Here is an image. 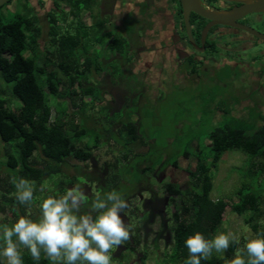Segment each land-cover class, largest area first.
Masks as SVG:
<instances>
[{"label": "trees", "instance_id": "trees-1", "mask_svg": "<svg viewBox=\"0 0 264 264\" xmlns=\"http://www.w3.org/2000/svg\"><path fill=\"white\" fill-rule=\"evenodd\" d=\"M25 1L31 3V0ZM37 1L41 6L44 5V0ZM100 1L53 0L54 10L52 8L47 15L46 38H43L40 18L33 11L30 15L15 13L8 18L0 12V215L6 216L0 221V226H10L20 216L36 218L39 215V200L49 195L59 196L74 186H79L81 191L86 185L90 188L96 186V193L101 194L110 191L111 159L100 164L95 151L107 146L114 153L118 148L119 155H122V148L128 147L131 153L133 148L130 146L138 144L139 121H133L129 117L124 122H106V128H100L96 116L89 112L92 109L97 111L96 104L101 99V92L95 88L92 80L95 72L107 70L114 79V76L117 78V75H123L114 58L119 54L124 55L128 62L132 60L131 55L126 54L129 48L127 40L117 31L108 29L109 14L108 18H100L93 9ZM58 13L62 14L60 19ZM85 14L94 21L91 27L97 26L101 37V42H96L99 48L94 50V63L89 58L85 61L79 50L82 35L84 39L90 38L89 32L85 33L83 28L82 18ZM193 17L200 18L193 14L191 21ZM179 18L183 22L182 12L179 13ZM204 24L203 21L199 30ZM61 25L74 29V35L65 34ZM179 34L181 39H187L185 31ZM219 50L218 40L207 41L206 51ZM186 60L191 66L189 74L200 71L192 63L191 57ZM107 71L105 80L109 82ZM239 76L240 74L236 78L239 79ZM130 79H134L136 85L139 84L137 88L142 86L135 74ZM222 82L217 80L218 84ZM109 86L110 84L107 88ZM109 93L106 91L103 94L104 101V96ZM89 96L92 97L89 102L92 106L86 101ZM255 97H260L261 110L257 106L237 108L240 100L237 95L229 100L233 103L224 108L219 103L224 100L227 102L229 98L221 94L217 97L215 94L213 100H221L215 107V117L221 120L218 121L219 124L202 137V144L198 145L195 153L185 151L175 157L174 161H164V164L177 168L180 157L190 159L194 156L196 163L185 190L176 183L165 182L161 190L166 196L153 191L151 199L144 205L146 210L151 208L150 219L139 228L135 244L142 245L144 239L151 235H154L156 243L164 239L171 250L166 249L163 253L164 260L157 261V264H185L188 257L184 246L186 236L200 231L211 238L219 232L228 206L240 216L249 214L245 220L254 235L258 230H264V91L262 94L260 91H253L252 98ZM106 106L109 110L111 103L107 102ZM250 109H253L251 116ZM85 111L88 117L84 115ZM115 128L126 135L125 138L121 137L122 142H114V138L109 135ZM234 150L249 156L248 162L238 168L239 185L232 197L214 199L211 193L215 173L224 154ZM130 155L124 153V159L128 161ZM160 163L161 159L156 165L150 166L154 169ZM71 169L73 172L69 173ZM18 177L26 178L34 184L36 200L31 206H21L15 199L12 180ZM54 177H58L55 182ZM81 178L86 182H80ZM47 179H51L52 184L45 189ZM124 192L129 205V194L126 190ZM94 196L85 195V198L89 200ZM168 197L167 209L172 205L175 208L169 219L164 218L163 212L155 214L152 209L154 206H161L163 211ZM88 210L85 205L81 208L82 212ZM127 211L125 209L124 213ZM9 214L11 218H8ZM157 215L161 216V222L156 232L152 225ZM168 220H171L169 226ZM127 221L126 224L130 225L129 217ZM242 244L230 245L221 255L213 252L201 264H228ZM131 248L134 251L137 249ZM126 249L122 244L119 251ZM21 253L24 264H37L25 249H21ZM148 257V251L140 253L137 264H145ZM39 264L52 262L41 253Z\"/></svg>", "mask_w": 264, "mask_h": 264}, {"label": "rangeland", "instance_id": "rangeland-1", "mask_svg": "<svg viewBox=\"0 0 264 264\" xmlns=\"http://www.w3.org/2000/svg\"><path fill=\"white\" fill-rule=\"evenodd\" d=\"M52 6L53 0H44L43 6H40L37 0H31V3H27L25 0H10L1 8L0 12L8 18L15 13L30 15L33 11V13L38 15L40 18V25L43 28V38H46L48 32L46 14L50 11ZM93 9L99 14L100 18H108V15L101 13L98 5H94ZM66 10H68V8H66ZM166 12H168V10ZM57 16L60 19L62 14L60 15V13H58ZM89 18V15H83L82 22H84V32H89L90 38L88 37V39H84V36L82 35L79 47L81 54L84 55L85 61L88 58L93 59V55L96 54V51L94 50L97 46H99L96 42H101L100 33L97 32L98 27H91L94 21ZM246 22L255 30L264 33V15H249ZM61 27L65 34L74 35V29H70L65 25H61ZM214 39L217 40L218 38L216 37ZM241 45L238 42L232 44V46L240 48L238 51H233V53H231V56L234 57L233 59H241L244 60L245 63H249L253 73H255L256 70L258 71V69L263 70L264 42H258L257 45L244 50L241 49ZM154 49L155 47H152V50ZM228 53L229 52L224 51L223 49L217 52L207 51L203 54L195 53L196 55H204L207 58H213L218 61V63L212 61V63L210 62L208 64V68L214 71L213 76H211L209 70L206 72V75L209 76L206 77L205 82L202 79H198L196 76L190 77L188 79L189 83H191L190 85H185L181 82L176 83L175 81L171 83V79L173 78L170 77L167 78L165 86H163V84L161 85L160 76L157 73H153V71L150 72L147 68H145L147 61L144 59V56H141L137 59L136 70L138 72H144L145 74L144 76L139 74V78L146 82V89L149 90L147 91L149 98L145 96L143 97V95L136 96L134 98L130 96L129 98H126V101L124 105L121 106L120 110H118V107H120L121 103H114L113 107L111 106L108 110L106 104L111 100V95H105V101L103 100V94L106 91L110 92L109 89H111L112 84L115 83L117 78L114 76V79H112L110 75L111 72H108L107 70L106 71L108 72V76L110 78H107L109 82H106L105 80L106 71L95 72V77H92L95 88L101 92V99L96 104L97 111L92 109L91 111L89 110V112L96 116L95 118L100 128H106V122H124L129 117L133 119V121H139L140 124L138 144H136V146L135 144L130 146L133 148V151L130 153L128 147L126 149L122 148L123 154H131L128 161L124 159L123 154L119 155L118 148L115 153L109 151L107 146L95 151V155L97 156L96 158L100 164H102L105 160L111 159L112 168L110 167L111 178L109 184L112 189L110 191L116 190L125 196L126 193L124 191L126 190L129 194L128 201L131 202L128 205V211L126 212L131 222L129 225L130 236L129 239L123 243L127 249L122 251H119L120 247L112 249L111 264H127V261L129 264H137L139 263L140 253L145 254L147 251L149 257L145 264H157V261L159 262L164 260L163 253L165 250H171L170 246H167L164 240L159 241V243L154 242V235H151L146 240L144 239L142 245L140 246L135 244L139 237V228H142L143 222L150 219L149 213L144 210V204L147 200L151 199L153 191H158L160 196H166V193L161 190L162 185L165 182L176 183L182 190H185L188 187L187 183L190 179V173L194 171L196 163L194 156L190 159L180 157L179 166L177 168L166 165L167 163L164 164V161L167 159L174 161L175 157L185 151L195 153L198 150V145L202 144V137L218 125V121H221L219 118L215 117L216 104L221 101L218 100V102H216L213 100L215 94L217 97L221 94L224 96L227 95L230 98L236 95L233 91V81H228L230 77L234 79V82L237 81V83L240 84L236 78L237 75L240 74L238 70L234 76L233 70L225 67L222 71L218 70L217 73H215L218 69L217 65L219 66L223 60H221V58H225L226 56L229 57ZM152 54H154V52H152ZM152 54L150 55L154 58L150 59L152 67L159 66L160 62L157 58H155L158 57V55L154 54V57ZM181 60L183 61L184 58H181ZM146 69L149 71L148 73L146 72ZM221 72L222 74L220 75ZM179 75L180 73L178 76ZM256 76L259 77L258 75ZM223 77L224 80H221ZM199 80H201L202 83H200ZM217 80H219V82H224L222 84H218ZM177 81L179 82V78ZM108 84H110V88H107ZM111 93L118 94V91L117 89H112ZM243 95L244 92H242V96ZM239 96L241 97V94H239ZM229 100L230 99H227V102L225 100L221 101V104L219 103V105L226 108L228 105L233 103V101ZM86 101H88L89 106H92V104H89V102L92 101L91 96L87 97ZM242 104L246 103L239 104L237 108L240 109ZM55 112V109H53L54 114ZM252 112L253 109L251 110V113ZM84 115L88 117L87 111L84 112ZM109 135L112 136L114 138V142L116 141L117 143L122 142L121 137H126L124 133L121 134V132H119L118 128L109 132ZM112 145H114V143ZM112 145L110 146L111 148L114 147ZM114 154H116L115 157L113 156ZM160 159L162 160V163L153 169L151 166L153 164L156 165ZM248 159L249 156L247 154L238 150L228 151L224 154L213 180L214 189L211 193L212 198H230L233 196V191L239 185L240 180L238 168L244 166L248 162ZM71 172H73L72 169L69 173ZM50 180L51 179L46 180L45 183L47 186L45 185V189L50 187L52 184H50ZM53 180V182L57 181L58 177H54ZM80 182L85 183L86 181L84 178H81ZM95 188L91 189V191H93V195H95L97 191ZM88 192L89 189L85 187L83 189V193ZM91 200L92 198L87 201L90 203ZM85 207H87V204ZM174 210V206H170L166 210L167 213L164 218H171V214ZM248 215L249 214L240 216L232 212L231 208L228 206L224 215L223 224L219 231L241 234L240 243L242 244L244 241V235H254L250 225L246 223L245 220ZM4 217L6 216L1 214L0 221L4 219ZM8 218H11L10 214L8 215ZM123 219L126 223L127 219ZM159 223V220H157L156 224L154 223L152 225V228L156 232L160 227ZM167 224L168 226L171 225V220H168ZM246 226L251 229L250 233H243V229ZM243 244L239 247V249L243 247ZM131 247H137L136 251H134ZM219 254L221 255L222 253Z\"/></svg>", "mask_w": 264, "mask_h": 264}, {"label": "clouds", "instance_id": "clouds-1", "mask_svg": "<svg viewBox=\"0 0 264 264\" xmlns=\"http://www.w3.org/2000/svg\"><path fill=\"white\" fill-rule=\"evenodd\" d=\"M15 199L21 206L36 200L30 180L13 178ZM43 191V189H41ZM88 211L82 212L83 205ZM128 203L116 190L96 193L89 203L79 186L59 196L39 200V215L18 217L10 226H0V264H24L25 249L39 264L41 253L52 264H111V250L120 247L130 236V226L122 218ZM251 229L244 227L243 233ZM243 247L228 264H264V230L244 235ZM241 234L219 231L207 238L200 231L187 235L185 264H201L213 252L223 253L230 245H238Z\"/></svg>", "mask_w": 264, "mask_h": 264}, {"label": "flooded vegetation", "instance_id": "flooded-vegetation-1", "mask_svg": "<svg viewBox=\"0 0 264 264\" xmlns=\"http://www.w3.org/2000/svg\"><path fill=\"white\" fill-rule=\"evenodd\" d=\"M202 2L206 8L216 11L231 10L235 7L241 6V3L230 2L226 0H215L214 2L211 0H202ZM179 3L182 8H180ZM98 6L100 7L102 14H109L110 22L107 23L108 29L111 31H117L129 43V48L126 54H128V56L131 55L132 58L131 62H128L124 55L118 54L114 58V60L120 65L124 76L117 75L116 83L112 84L111 89H109V96L111 95V100L109 102L111 103L112 107L114 103H121L120 107H118V110H120L121 106L124 105L126 98H129L130 96L133 98L140 95H143V97H148L147 91L149 90L146 89V82L139 78V74L142 76L145 74L144 72H138L136 70L137 59H139L141 56H144V59L147 61L145 68H147L150 72L153 71V73H157L160 76L159 78L161 80V85L163 84V86H165L167 78L170 77L173 78L171 79V83L175 81L176 83L181 82L185 85H190L191 83H189L188 79L194 76H196L198 79L204 80L205 82L206 77L209 76L206 75V72L210 70V68H208V64L210 62L212 63V61L218 63V61L213 58H207L204 55H196L195 53L203 54L207 52V41L209 39L214 40V38L217 37L220 50L223 49L224 51L229 52V57L226 56L225 58H221V60H223L219 66L217 65L218 69L215 71V73L224 67L232 69L234 73H236L238 70L240 72L238 81L241 85L238 84L237 81L234 82V79L231 77L228 79V81H233V91L236 93V95L239 96V94H241V97L239 96V104L246 103L242 104L240 109L249 106L254 108V106H257V108L261 110L260 97H255L253 99L252 92L260 91L262 94V91H264V69H258V71L256 70V72L253 73L249 63H245V61L241 59L238 60L235 58L236 60H234V57L231 56V53L240 49L239 47L232 46V44L235 42L240 43V45L242 44L241 49L244 50L257 45L258 42L263 40L238 28L217 25L210 29L205 42V49L204 51H200L199 49L202 48L201 34L204 27L208 23V20L195 13H192L191 17L193 14L200 17H193V21H191L192 32L197 46H193L188 37L184 40L181 39L179 33L181 31H185L186 33L184 18L183 22H181V19L179 18L180 12H182L183 16V6L181 0H179V2L177 1L176 3H172L170 0H101ZM53 7L54 5L51 7V9ZM167 10L168 12H166ZM47 15L48 13L46 14V17ZM256 15H264V13H256ZM248 17L249 15L240 19L239 22L250 26L246 22ZM203 21L205 24L203 28L199 30V26L203 23ZM199 31L200 36H198ZM152 47H155V49L152 50ZM190 47L194 52L190 49ZM152 52L158 55V57H155ZM151 54L159 60V66L152 67L150 60L152 58V56H150ZM189 57H191L192 63H195L200 68L198 73H188L191 66L188 65L189 61L187 62L186 59ZM181 58H184V60L182 61ZM147 69L146 72L148 73L149 71H147ZM130 72L132 75L135 74V76L141 81L142 88H137L139 84L136 85L134 83V79H130L132 78ZM179 73L180 75L178 76ZM210 73L211 76H213L214 71L210 70ZM178 78L179 82L177 81ZM199 82L202 83L201 80H199ZM108 88H110V86ZM112 89H117L118 94L111 93ZM242 92H244L243 96ZM226 97L228 96L226 95ZM228 98L231 100L230 97ZM251 110L252 109L249 111L250 116ZM86 187L89 189V192L84 194L92 195V188L88 187L87 185ZM130 203L131 202H129V204ZM168 203L169 197L166 199V205L163 207V211L161 210V206H154L152 208L154 213L160 214L163 212V215H165L167 213L166 210ZM144 210L150 214L151 208ZM122 218L128 219V215L124 213L122 214ZM157 220L161 222V216L157 215V217H155V224ZM126 223H128V221Z\"/></svg>", "mask_w": 264, "mask_h": 264}, {"label": "water", "instance_id": "water-1", "mask_svg": "<svg viewBox=\"0 0 264 264\" xmlns=\"http://www.w3.org/2000/svg\"><path fill=\"white\" fill-rule=\"evenodd\" d=\"M10 0H0V7L7 4ZM230 2L241 3V6L235 7L231 10L216 11L206 8L202 0H181L183 6L184 25L187 37L193 46H197L191 27V14L195 13L208 20L201 34L202 48L204 51L205 42L210 29L217 25L238 28L246 31L255 37L264 41V34L255 30L254 28L244 25L239 22L240 19L256 13H264V0H226Z\"/></svg>", "mask_w": 264, "mask_h": 264}]
</instances>
